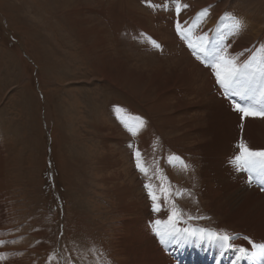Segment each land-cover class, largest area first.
Listing matches in <instances>:
<instances>
[{"label":"rangeland","instance_id":"1","mask_svg":"<svg viewBox=\"0 0 264 264\" xmlns=\"http://www.w3.org/2000/svg\"><path fill=\"white\" fill-rule=\"evenodd\" d=\"M253 17L263 28L264 1L0 0V264H130L132 237L147 264L129 227L146 210L152 235L171 230L157 189L175 226L238 233L204 196L197 149L214 91L246 100L222 94L198 49L254 70L264 32L232 28Z\"/></svg>","mask_w":264,"mask_h":264},{"label":"bare ground","instance_id":"2","mask_svg":"<svg viewBox=\"0 0 264 264\" xmlns=\"http://www.w3.org/2000/svg\"><path fill=\"white\" fill-rule=\"evenodd\" d=\"M255 19L257 18L253 17V20L242 24V29L249 31L252 41L264 32V27H255V22L258 23ZM205 31L206 29L203 30L202 35L206 36ZM229 59L236 63V59H233L232 56ZM99 71L101 72V70ZM241 71L246 72L245 70ZM249 71L252 72L253 70ZM243 78H247V76H242L237 86V91L242 92L240 91L241 88L244 90L241 97H244L246 101L244 103L239 101L240 106L244 107L254 103L264 105V98L260 97L259 92L261 82L254 80L249 84ZM106 79H109L108 75ZM188 83L189 80L181 82L182 87ZM214 92L213 103L205 105V108L210 110L209 114H207L208 127L200 130L202 137L206 138V141L197 149L200 150L199 154L202 159L201 176L205 186H208L204 196L213 204L212 207L215 212L223 214L224 226L238 227L236 230L238 232L236 233L237 235L231 234L230 237L233 239L230 243L234 246L247 248L248 254L243 259L236 261L237 254L231 248H222L219 242L200 241L197 237L182 240L179 244L166 243L170 248V251H166L164 248L165 244L160 243V235H152L150 227L152 218L150 217V212L144 210L140 213V215L143 213L142 217L139 216L136 223L135 221L131 223L129 230L136 227L135 236L141 244L147 264H234V261H236V264H264V255L257 254V250L243 239L247 236L257 245L264 244V177L258 171L241 169L235 160V157L241 153V145L245 143H250L247 147L250 151H264L261 138L264 131L262 124L264 117H243L242 113L235 110L236 104L227 101L218 90ZM196 105H204V103L202 101L198 104L194 103L192 107ZM239 134H241L240 140H238ZM254 176L260 178L255 177L254 181ZM156 194L160 211L154 212L158 216V220L165 226L170 215L166 209L162 191L157 189ZM121 195L127 198V192L126 194L121 193ZM216 199H219V201ZM176 227L198 229L189 223L182 222H176ZM221 228L223 229V226ZM166 232L168 231L160 233ZM126 243L134 244L133 237ZM133 244L128 246L133 251H122V253L124 252L123 255L128 256L127 261H130V264H138L136 254L140 250L134 249ZM213 252L218 254L217 258L213 255Z\"/></svg>","mask_w":264,"mask_h":264},{"label":"snow or ice","instance_id":"3","mask_svg":"<svg viewBox=\"0 0 264 264\" xmlns=\"http://www.w3.org/2000/svg\"><path fill=\"white\" fill-rule=\"evenodd\" d=\"M187 7V5H185ZM177 12L180 11L179 6H177ZM242 27V21L238 18H234L232 28L233 30H239ZM177 31H181L180 23L176 24ZM154 46L159 47L153 41ZM192 47V45H189ZM200 53H203L206 57H211L210 62L207 64L208 67L213 69L216 82L220 85L222 89V94L227 98L229 96H243L242 92L237 91V86L241 81L242 76H247L248 83L251 84L254 80H259L260 87V97L264 98V64H261L255 68L252 72H242L240 67H237L233 60L229 59L225 54L223 48H218L215 51H208L205 47H200L198 49ZM250 67L249 64H244L243 68L247 70ZM235 110L242 113L243 117L249 116H260L264 117V110H254L250 107H242L239 104L235 105ZM143 121H140V125H143ZM133 132V135L136 134L135 129H129ZM136 157H140L141 153L136 151ZM238 167L241 169H246L248 171H258L262 177H264V151H250L244 145H241V153L235 157ZM137 168L142 173H146V169L141 163H137ZM146 188H149V185H145ZM149 195L152 200L155 202L157 197L149 191ZM153 210L156 212L160 211L158 204L154 203ZM178 213L173 211L172 215L168 218V223L172 225L171 230L166 233H160L157 229V234L160 235V243L166 244L169 242L179 244L182 240H187L192 237H197L200 241L207 240L210 243L219 242L220 246L231 248L236 252V261H239L248 254V249L243 246H234L230 243L233 239L227 234H219L215 231L208 229H189V228H178L175 226L176 217ZM156 225L161 224L160 220L155 221ZM250 244L253 248L257 250V254L264 255V244H255L249 237L245 236L243 238ZM3 243V242H0ZM234 261V264H236Z\"/></svg>","mask_w":264,"mask_h":264}]
</instances>
